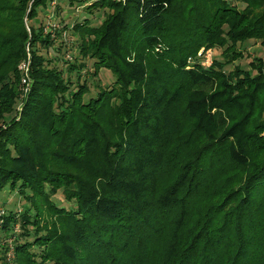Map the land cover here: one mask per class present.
<instances>
[{
    "label": "trees",
    "instance_id": "obj_1",
    "mask_svg": "<svg viewBox=\"0 0 264 264\" xmlns=\"http://www.w3.org/2000/svg\"><path fill=\"white\" fill-rule=\"evenodd\" d=\"M61 2L0 0L1 264H264V0Z\"/></svg>",
    "mask_w": 264,
    "mask_h": 264
},
{
    "label": "rangeland",
    "instance_id": "obj_2",
    "mask_svg": "<svg viewBox=\"0 0 264 264\" xmlns=\"http://www.w3.org/2000/svg\"><path fill=\"white\" fill-rule=\"evenodd\" d=\"M63 1L64 0H62V2H61L62 12L58 16L56 15L55 19H53L54 21H52L56 26H57V22H58L59 17H61L62 20L65 19V21L70 26L72 24H74L75 21L80 22L82 20H90L92 22L93 26H98L100 24L101 20L103 19L104 14L109 13V10L105 9L104 11L95 12L93 15H91V14L87 13L81 7L70 9L65 5V3ZM93 1H95V0H88L87 5L91 4ZM243 46H245L243 49V50H245L244 51V58L242 60H240L237 64L240 65L241 68H243L244 70H249L248 64L250 63L252 57L255 56V57H259V58H264V46H262L259 42H254V41H249L247 43H244ZM70 53L73 54V52H70ZM221 53H222L221 49H214V50L212 49V50H207V51H204L203 49H201L198 52L197 56L200 58V62L203 66H209L213 60H221V56H220ZM53 57H55V56H53ZM27 59H29V55H28ZM190 62H191V60H190ZM230 69H231V66L226 67L227 71H229ZM88 70H89V72H91V64H89V63H88ZM73 79H74V77H73ZM92 81L93 82L99 81V82H101V84L108 86V85L113 83V78H112L110 73L102 70L99 73V76L97 79H89L90 93L92 95H94L96 91L94 89V83L93 84L90 83ZM29 89H30V84H29ZM29 89H26L25 87L21 88V90H20L21 91V97L19 98V100L15 104V111L16 112L19 113L21 111L24 98L28 94ZM53 200L59 206H64L67 208H70V206H71L70 203H67L64 200V195L61 191L54 197ZM21 201L22 200L16 194H10L6 191L0 193V208L1 209L4 208V210H6V211L9 210L10 208L15 209V207L17 209L16 211L22 210L20 207V205L22 203ZM2 203H6V204L2 205ZM1 214H2V212L0 213V216H1ZM12 231L14 233H16V236L18 234H20V230L18 229V226H14V229ZM4 247H6L8 249L6 261L8 262V260H11V262H12L13 257H14L12 240L7 238L4 233L0 232V259L3 256L2 250ZM10 255H12L11 258L9 257ZM0 264H1V261H0Z\"/></svg>",
    "mask_w": 264,
    "mask_h": 264
},
{
    "label": "built area",
    "instance_id": "obj_3",
    "mask_svg": "<svg viewBox=\"0 0 264 264\" xmlns=\"http://www.w3.org/2000/svg\"><path fill=\"white\" fill-rule=\"evenodd\" d=\"M114 2H121L123 0H111ZM49 27H53L56 28L57 26L53 23V22H49ZM26 51H28V49H26ZM18 69L23 73V77L21 79V84L22 86H24L26 89H29V84H30V80L28 77V62H22ZM10 258L12 257V255L9 256Z\"/></svg>",
    "mask_w": 264,
    "mask_h": 264
}]
</instances>
